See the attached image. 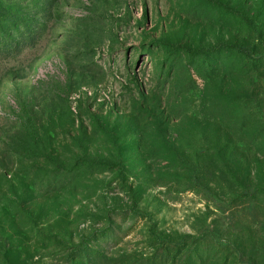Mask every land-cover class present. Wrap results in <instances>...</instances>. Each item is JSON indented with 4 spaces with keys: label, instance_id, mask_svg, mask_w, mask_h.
<instances>
[{
    "label": "rangeland",
    "instance_id": "374dc122",
    "mask_svg": "<svg viewBox=\"0 0 264 264\" xmlns=\"http://www.w3.org/2000/svg\"><path fill=\"white\" fill-rule=\"evenodd\" d=\"M0 264H264V0H0Z\"/></svg>",
    "mask_w": 264,
    "mask_h": 264
},
{
    "label": "trees",
    "instance_id": "16d2710c",
    "mask_svg": "<svg viewBox=\"0 0 264 264\" xmlns=\"http://www.w3.org/2000/svg\"><path fill=\"white\" fill-rule=\"evenodd\" d=\"M25 38H26L25 40H27L25 43L23 42L21 45H16V47L14 49L10 50V52H12L13 50L18 52V51L24 49L27 45L34 46L38 40L37 35H32V32H31V38L29 36H27ZM7 45H11V44H7Z\"/></svg>",
    "mask_w": 264,
    "mask_h": 264
}]
</instances>
